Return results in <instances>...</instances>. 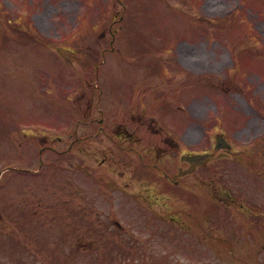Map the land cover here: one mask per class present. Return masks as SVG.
<instances>
[{
	"label": "rangeland",
	"instance_id": "rangeland-1",
	"mask_svg": "<svg viewBox=\"0 0 264 264\" xmlns=\"http://www.w3.org/2000/svg\"><path fill=\"white\" fill-rule=\"evenodd\" d=\"M182 1L0 0V11L12 20V13L24 5L29 7L28 16L37 9L43 21V27L33 24L41 44H19L21 32L15 29L6 30L14 41L0 40V172L10 167L0 177V264H129L123 258L128 252L116 253L114 244L122 246L133 238L148 251L151 234L157 244L170 248L172 242L189 238L188 244L198 242L179 228L167 232L169 224L153 222L150 213L134 202L119 206L116 196L87 180L77 165L84 160L79 151L56 156L43 150L45 164L35 171V156L45 138L54 136L56 142L61 136L55 144L59 150L70 141L74 122L82 116L84 90L90 92L94 81L88 69L102 64L103 51L108 58L102 69L113 90L134 85L145 67L140 77L151 74L150 80L141 79L135 86L150 81V91L164 96L169 84L185 85L189 117L176 112L166 117L176 122L180 117L187 139L198 141V147L206 145L214 130L209 127L218 117L217 131L225 132L237 150L264 136V0H184V7L177 8ZM231 57L241 60L237 70ZM175 61L189 71L179 75L163 69ZM155 102L153 116L167 125L160 113L164 105ZM113 105H103L109 128L118 120ZM30 118L44 130L41 137L24 136ZM198 122L207 128L204 137ZM260 140L263 143L254 144L259 151L253 146L251 153L254 160H262L259 163L264 162V137ZM245 162V157L220 159L194 176L214 171L234 196L243 195L250 204L264 202V176L255 175ZM76 213L88 216L90 224L81 243L73 240L69 229ZM90 218L96 224L95 236ZM114 220L125 230L103 228ZM81 228L75 226L74 236L76 230L81 236ZM202 251L203 261L194 264H228L220 254ZM253 252L256 260L250 263H264V251Z\"/></svg>",
	"mask_w": 264,
	"mask_h": 264
},
{
	"label": "flooded vegetation",
	"instance_id": "flooded-vegetation-1",
	"mask_svg": "<svg viewBox=\"0 0 264 264\" xmlns=\"http://www.w3.org/2000/svg\"><path fill=\"white\" fill-rule=\"evenodd\" d=\"M121 132H124V134H123V137H124V138H125L126 134L129 133V132L127 131L126 128H122V129H121ZM131 134H135V132L132 130V131H131ZM134 140H137V138L134 137ZM163 140L165 141V139H163ZM149 141H150V140H149ZM163 150H164V149L162 148L161 145H159V144H154L153 141H150V145H147V146L145 147V151H146L147 154H150V157H153L154 154H155V159H160V156H162L163 153H164ZM150 161H151V159H150ZM153 166H155L154 163H153ZM173 182H175V180H174Z\"/></svg>",
	"mask_w": 264,
	"mask_h": 264
},
{
	"label": "water",
	"instance_id": "water-1",
	"mask_svg": "<svg viewBox=\"0 0 264 264\" xmlns=\"http://www.w3.org/2000/svg\"><path fill=\"white\" fill-rule=\"evenodd\" d=\"M217 155L212 154H205V155H197V156H190L189 158L185 159L191 163V168L197 166L198 164H203L207 158H214Z\"/></svg>",
	"mask_w": 264,
	"mask_h": 264
}]
</instances>
